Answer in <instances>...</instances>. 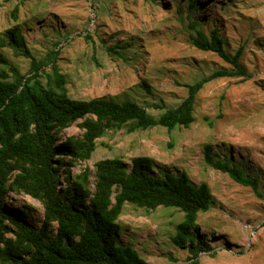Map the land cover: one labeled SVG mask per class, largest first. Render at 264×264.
I'll return each mask as SVG.
<instances>
[{
    "label": "rangeland",
    "instance_id": "rangeland-1",
    "mask_svg": "<svg viewBox=\"0 0 264 264\" xmlns=\"http://www.w3.org/2000/svg\"><path fill=\"white\" fill-rule=\"evenodd\" d=\"M193 20L207 34L217 28L229 54L243 46L241 62L252 78L207 83L189 128L108 132L97 140L91 159L77 162L70 172L94 171L96 163L112 158L131 166L140 156L154 160L156 174L185 172L197 185L206 182L215 198L213 207L199 214V233L213 248L199 254V264H264V0H0V42L18 28L36 60L47 61L57 51L56 63L74 100L128 99L158 116L188 96L187 85L231 68L216 53L190 43ZM0 51L21 74L29 73L30 59L7 45ZM44 70L49 73L50 65ZM80 122L62 137L80 136ZM206 144L257 178L261 196L207 165ZM9 198V210L29 208L40 226L39 201L25 194ZM182 219L177 209L126 204L118 220L119 240L149 264H190L189 251L171 240Z\"/></svg>",
    "mask_w": 264,
    "mask_h": 264
},
{
    "label": "trees",
    "instance_id": "trees-1",
    "mask_svg": "<svg viewBox=\"0 0 264 264\" xmlns=\"http://www.w3.org/2000/svg\"><path fill=\"white\" fill-rule=\"evenodd\" d=\"M190 6L195 9L196 3ZM189 28L194 47L216 53L231 68L187 85L188 96L158 116L128 99L70 98L67 78L56 63L57 51L47 61H39L18 28L5 34L0 49L7 45L15 55L30 59L31 67L28 74H21L0 51V264H149L119 240L118 220L126 204L151 211L159 207L181 211L183 219L171 240L189 251L190 264H199V254L212 251L198 226L199 214L215 204L206 182L197 185L185 172L156 174L154 160L145 156L134 158L131 166L112 158L96 163L94 171L85 168L75 176L70 172L77 162L91 159L97 140L108 132L189 128L196 120L198 93L207 83L224 77L252 78L241 62L243 46L231 55L217 28L207 34L198 20L191 21ZM47 65L49 73L44 70ZM80 120L82 134L63 138L62 133ZM204 160L261 196L258 179L214 152L213 145L204 146ZM10 194H25L42 204L40 226L34 225L36 218L29 208H7Z\"/></svg>",
    "mask_w": 264,
    "mask_h": 264
}]
</instances>
